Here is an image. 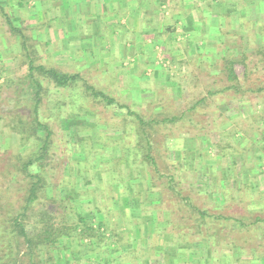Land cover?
I'll use <instances>...</instances> for the list:
<instances>
[{
  "label": "rangeland",
  "instance_id": "1",
  "mask_svg": "<svg viewBox=\"0 0 264 264\" xmlns=\"http://www.w3.org/2000/svg\"><path fill=\"white\" fill-rule=\"evenodd\" d=\"M28 1L0 0L5 7L3 13L0 9L1 229L11 224L8 216L16 215L19 198L26 192L27 179L17 168L40 143L35 125L30 124L36 88L27 79L28 46L37 65L79 73L87 83L146 120L160 121L151 133L157 164L152 169L142 162L143 156L130 153L133 138L109 139L125 136V109L116 112L114 107L86 97L82 83L70 89L42 80L39 119L51 131L42 174L47 178L48 197L54 199L45 202L66 226L79 224L75 215L79 213L95 220L88 222L95 234L101 222L116 235L119 250L124 251L115 263L109 262L108 235L102 242L97 238L80 242L76 237L67 254L74 251L80 259L65 264H245L261 255L263 259L253 264H264V249L258 245L264 234L257 230L262 225L251 226L256 229L251 241L234 229L218 227L216 239L206 243L199 238L202 234L194 233V222L179 215L177 205L185 202L166 187L168 176L173 175L177 188L201 209L243 216L247 222L257 215L264 217V199L262 203L242 201L239 183L247 173L250 185L264 192V61L257 52L264 46V0L164 2L166 9L159 20L166 31L145 33L133 48V54H138L144 45V55L130 54L132 65L112 69L56 59L61 46L55 39L53 45L42 46L43 26L35 21L41 6L37 0L31 5ZM47 5L45 1L42 6ZM191 11L201 22L196 20L192 29L187 24V31L183 23L177 27L176 18H186ZM9 19L24 38L12 31ZM129 40L132 43L133 38ZM151 42L159 49L154 50ZM226 60L235 62L240 92L226 89L231 85L224 71ZM206 98V103L190 110ZM19 117L30 120L24 139L11 130ZM173 117L180 119L162 123ZM222 193L226 197L219 201ZM169 208L172 217L163 212ZM145 222L150 225L146 227ZM206 230L202 236L207 235ZM236 242L245 246L243 251L233 245ZM124 246L128 249L123 250ZM248 246L255 253L249 254ZM15 249L22 257L26 247L21 239Z\"/></svg>",
  "mask_w": 264,
  "mask_h": 264
},
{
  "label": "trees",
  "instance_id": "2",
  "mask_svg": "<svg viewBox=\"0 0 264 264\" xmlns=\"http://www.w3.org/2000/svg\"><path fill=\"white\" fill-rule=\"evenodd\" d=\"M0 9L3 13L5 7L0 4ZM8 22L10 25H12L11 27L13 32L23 36L20 28L15 27L10 19ZM25 48L27 50V79H29L30 83L36 88L35 103L33 104L34 116H31L30 124L35 125V133L37 134L36 140L40 143L38 145V149L32 153L31 157L24 161L22 165L17 168L22 172V174H25L24 177L27 179V188L23 198H19L16 215L14 214V216H8V222L11 224L8 227H5L3 230L0 227V253L3 254V256L0 257V264H7L8 260H12L10 262L11 264H59L60 262L65 264L67 262L69 263L73 260L80 259V254L74 251H70L67 254L68 248L73 247L72 241L76 237L80 242H84L85 240H90L92 238H101L100 240H102L103 236L101 234H95V228H93L92 225L88 223L95 222V220L88 218L81 213L75 214L78 218L77 222H79V224H75L74 227L66 226L65 223H61L65 221L63 219H59L56 212L49 208L45 202L49 201L48 199H54L48 197L47 178L42 174L45 167L42 160L44 159V155L49 151L51 136L49 126L39 119V107L42 103V93L44 90L42 80H48L59 88L70 89L79 83H82L83 92L86 97L89 96L94 100L102 101L108 105V108L114 107L116 112L121 109H125L126 112H123V114H125V121L122 127V133H124L125 136L121 134L109 136V139L122 141L124 139L133 138L135 143L130 146V153L134 154V156L136 154L143 156L144 159L142 162L151 165L152 169H157V164L152 155L154 145L152 143L153 140L151 133L154 125L160 123V121L154 119L146 120L141 113L132 110L130 106L120 104L107 93L97 90L94 86L87 83V81H85L79 73L70 74L61 72L56 67L47 68L42 64L37 65L33 60V55H31L29 47L25 46ZM257 52L258 56L262 55L261 61L263 62L264 46H260L257 49ZM225 62L224 71L227 75L228 81L231 82V85L226 89L240 92L238 90L240 88L238 76L234 70L235 62L233 60H226ZM211 94L213 95L214 93L211 92L210 95ZM215 94H217V92H215ZM206 102L207 98L202 99L190 110L195 111L198 105ZM179 119V117L167 118L164 119L162 123H173ZM30 120L28 118L19 117L18 122L11 124V130L19 134L22 139H24L27 129L30 125ZM190 121H192V119H190ZM130 153L128 152V154H126L124 151L125 156H131ZM130 160L126 159V162H129ZM168 177L169 181L166 183L167 189L171 191L177 198L180 200L182 199L185 202H178V205L175 203L178 207L179 215H182L183 218L187 216L190 221L194 222L195 234L204 235L203 232H205L204 230L207 229V235L199 236V238L206 241V243L216 239V231L217 229L219 230L218 227L234 229L236 233L242 237L244 236L246 241H251V233L256 231V229L251 226L262 225L259 226L257 230L264 234V217L257 215L253 222H247L246 218L243 216H234L228 213H222L220 211L213 212L208 208L201 209L192 203V200L189 196H184L182 191L177 188V180L175 179V176L172 175ZM249 178V175L244 173V176L239 182L240 184L242 183L243 189L241 200L248 203H256V201L257 203H262L264 199L262 198L264 197V192L261 193V191L257 188L258 186H251V180ZM259 187H261V184ZM149 191H153V188H149ZM225 197L226 195L222 193L218 197V200L220 201L222 198L225 199ZM163 212L166 216L171 215L172 217L173 215V209L170 208L169 210L163 209ZM80 223H84L85 225H81ZM209 231H213V233H209ZM192 233L193 232L191 231L190 234L192 235ZM257 233L259 232L257 231ZM20 239L23 241L24 246L26 247L22 257H19V253L15 252V248L18 247ZM66 239H68L69 242L63 243L66 241ZM195 239L196 240L194 241H197L198 237ZM116 243L119 244V241ZM233 245L237 248V250L239 249L241 251H243L245 247L244 245L237 244V242ZM258 245L264 249V241L259 242ZM247 249H249V254L252 252L255 253L254 248L251 246H248ZM118 251L119 248H113L111 242L108 241L109 262H116L118 260V258L114 256V254ZM63 257H66V261L63 260ZM261 258L262 255L251 260H246L244 263L253 264L258 262V260H261ZM214 260H216V258H214ZM238 261V263H243L241 259Z\"/></svg>",
  "mask_w": 264,
  "mask_h": 264
},
{
  "label": "crops",
  "instance_id": "3",
  "mask_svg": "<svg viewBox=\"0 0 264 264\" xmlns=\"http://www.w3.org/2000/svg\"><path fill=\"white\" fill-rule=\"evenodd\" d=\"M37 1L40 3L41 8H37L35 21L41 27L43 26L40 34V39L43 42L42 46L53 45V41L56 40L55 43L58 47L61 46L60 49L58 48L60 55L56 59L69 58L76 65L83 62L88 65L87 67L99 66L112 69L117 66L128 67L133 64L130 54H133V48L142 42L145 33L159 34L166 31L159 19L162 18L161 11L163 12L166 9V3L164 2L170 0ZM45 1L48 5L42 6ZM192 1L195 2V0ZM192 1L191 3H193ZM21 4L20 2L18 5ZM31 4H33V1L29 0L28 5ZM194 14L195 11H191L186 18L177 17L175 25L178 27V24L182 25L183 23L185 25L183 30L187 31L188 24L192 29V25L197 20ZM132 38L131 43L129 39ZM154 45L155 42H151L150 46L152 48ZM156 49H159L158 45L154 46V50ZM144 51L145 47L142 45L141 52L138 49L137 53H139L133 55L137 57L144 55ZM103 225L99 222L97 228L100 231L97 234H101L103 237L102 240H100L101 238L97 239L103 241L108 235L106 240L111 242L113 248H119L116 243L119 241L116 235L110 234L109 230L105 229ZM106 225L108 226V222ZM148 225L150 224L145 222V226ZM138 226L140 227V225ZM137 231H140V229L138 228ZM122 249L126 250L128 248L124 246ZM123 252L119 250L114 256L118 258Z\"/></svg>",
  "mask_w": 264,
  "mask_h": 264
}]
</instances>
